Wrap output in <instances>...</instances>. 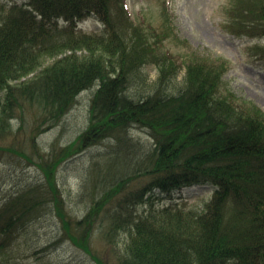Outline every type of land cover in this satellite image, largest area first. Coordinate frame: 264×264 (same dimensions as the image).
Returning a JSON list of instances; mask_svg holds the SVG:
<instances>
[{
  "label": "trees",
  "instance_id": "16d2710c",
  "mask_svg": "<svg viewBox=\"0 0 264 264\" xmlns=\"http://www.w3.org/2000/svg\"><path fill=\"white\" fill-rule=\"evenodd\" d=\"M227 12V31L264 39V0H232ZM87 16L102 28L75 29ZM160 41L134 23L126 0H0V155L42 173L0 197V264H18L23 251L41 245L29 233L44 209L60 221V236L44 246L69 242L96 264L104 262L92 241L115 245L119 237V264H264V114L235 102L222 58L189 56L177 85L181 64ZM252 49L264 60V45ZM151 62L157 75L145 89L140 71ZM85 90V127L42 152L38 136ZM133 127L146 131L149 144L132 138ZM17 134L22 143H6ZM106 141L90 166L84 211L71 214L56 169ZM201 179L213 189L200 205L156 204L155 189L171 197ZM46 257L37 264H64L50 251Z\"/></svg>",
  "mask_w": 264,
  "mask_h": 264
},
{
  "label": "rangeland",
  "instance_id": "374dc122",
  "mask_svg": "<svg viewBox=\"0 0 264 264\" xmlns=\"http://www.w3.org/2000/svg\"><path fill=\"white\" fill-rule=\"evenodd\" d=\"M232 0H126L130 18L142 26L148 34L160 33L161 41L158 43L161 50L170 53V57L179 64L180 70L174 81L181 83L184 74V62L189 56L200 55L210 61L221 62L225 60L226 69L223 73V84L233 95L235 102H239L253 110L256 108L264 114V60L253 53V46L257 43L264 45V39H256L246 35L237 36L225 28L229 21L228 7ZM88 22V23H87ZM84 21L87 28L93 27L91 20ZM167 36L162 35V33ZM154 39V37H153ZM253 50V51H252ZM145 89H151V84L156 78V65L145 64L141 71ZM173 81V80H172ZM133 86V89L137 86ZM140 84V81H139ZM90 90H85L77 98L69 110L64 114L58 124L53 125L41 133L37 142L46 153L52 142L64 146L73 140L85 127L88 119ZM28 117V114H26ZM130 134L135 140L149 144L150 139L146 131L133 127ZM9 138L8 142L15 144L23 142L24 136L17 134ZM109 142L91 145L81 150L78 154L67 156L60 162L56 169V180L63 196V206L68 212L79 216L87 204L85 193L89 184V170L93 159L100 157L109 147ZM34 158V157H33ZM36 158V157H35ZM41 160V159H40ZM38 160L37 162H39ZM42 173L38 166L27 160L8 154L0 155V197L6 191H13L24 182H39ZM184 187L180 190L160 192L155 189L153 195L159 206L171 201L183 207L200 205L203 199L210 196L213 185L210 182ZM57 185V186H58ZM177 198V199H176ZM176 199V200H175ZM146 206H140V210ZM71 213V214H72ZM29 235L38 234L41 245L29 253L21 254L18 264H37L48 260L46 253L50 251L51 260L62 261L64 264H96V262L69 242L54 243L44 246L46 240H56L60 236V221L47 209L40 213L34 220ZM24 242L26 237L19 238ZM123 244V239L114 245L95 239L92 241L93 251L104 264H119L118 253ZM95 245V246H94ZM44 246V247H43ZM117 247V249L115 248ZM118 250V251H117ZM19 254V253H18ZM18 258V257H17Z\"/></svg>",
  "mask_w": 264,
  "mask_h": 264
}]
</instances>
